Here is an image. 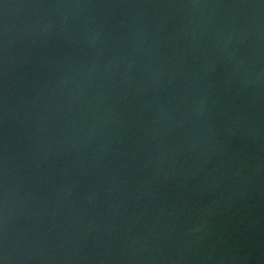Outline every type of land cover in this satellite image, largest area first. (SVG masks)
Returning <instances> with one entry per match:
<instances>
[{
    "label": "water",
    "instance_id": "obj_1",
    "mask_svg": "<svg viewBox=\"0 0 264 264\" xmlns=\"http://www.w3.org/2000/svg\"><path fill=\"white\" fill-rule=\"evenodd\" d=\"M0 264H264V0H0Z\"/></svg>",
    "mask_w": 264,
    "mask_h": 264
}]
</instances>
